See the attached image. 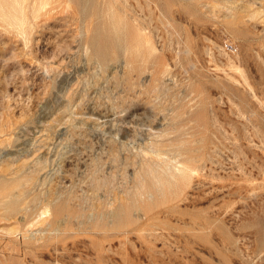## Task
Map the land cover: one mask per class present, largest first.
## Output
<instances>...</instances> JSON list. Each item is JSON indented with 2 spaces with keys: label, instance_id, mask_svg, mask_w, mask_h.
Segmentation results:
<instances>
[{
  "label": "rangeland",
  "instance_id": "374dc122",
  "mask_svg": "<svg viewBox=\"0 0 264 264\" xmlns=\"http://www.w3.org/2000/svg\"><path fill=\"white\" fill-rule=\"evenodd\" d=\"M0 264H264V0H0Z\"/></svg>",
  "mask_w": 264,
  "mask_h": 264
},
{
  "label": "built area",
  "instance_id": "2783aa9c",
  "mask_svg": "<svg viewBox=\"0 0 264 264\" xmlns=\"http://www.w3.org/2000/svg\"><path fill=\"white\" fill-rule=\"evenodd\" d=\"M223 48H224L226 51L231 52V53L236 52V47H235L234 45L230 44V43H227V42H225V43L223 44Z\"/></svg>",
  "mask_w": 264,
  "mask_h": 264
},
{
  "label": "bare ground",
  "instance_id": "6f19581e",
  "mask_svg": "<svg viewBox=\"0 0 264 264\" xmlns=\"http://www.w3.org/2000/svg\"><path fill=\"white\" fill-rule=\"evenodd\" d=\"M14 2H15V1H14ZM16 2H17V1H16ZM22 2H23V1H22ZM44 4H45V3H44ZM17 5H18V4H17ZM21 18H22V17H21ZM14 19H15V18H14ZM19 20H20V19H19ZM21 22H22V21H21ZM186 171H187V170H186ZM188 171H189V170H188ZM167 172H168V171H167ZM170 172H171V171H170ZM184 173H186V172H184ZM187 174H188V173H186V175H187ZM168 175H169V177L171 176L170 174H168ZM168 175H167V176H168ZM188 175H189V174H188ZM188 175H187V176H188ZM174 177H175V176H174ZM3 197H4V196H3ZM7 197H8V196H7ZM11 204H12V203H11Z\"/></svg>",
  "mask_w": 264,
  "mask_h": 264
}]
</instances>
